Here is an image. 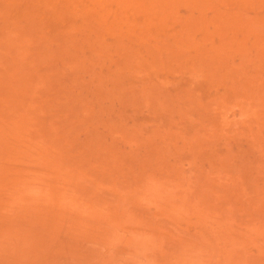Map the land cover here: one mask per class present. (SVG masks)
I'll list each match as a JSON object with an SVG mask.
<instances>
[{"label": "rangeland", "instance_id": "obj_1", "mask_svg": "<svg viewBox=\"0 0 264 264\" xmlns=\"http://www.w3.org/2000/svg\"><path fill=\"white\" fill-rule=\"evenodd\" d=\"M0 264H264V0H0Z\"/></svg>", "mask_w": 264, "mask_h": 264}]
</instances>
